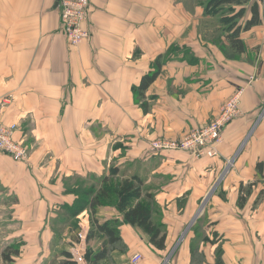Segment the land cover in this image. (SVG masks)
I'll use <instances>...</instances> for the list:
<instances>
[{"label": "crops", "instance_id": "crops-1", "mask_svg": "<svg viewBox=\"0 0 264 264\" xmlns=\"http://www.w3.org/2000/svg\"><path fill=\"white\" fill-rule=\"evenodd\" d=\"M254 1L262 22L241 33L245 52L227 58L212 40L220 30L207 25V0H89L90 35L77 46L60 31L57 0H0V97L12 96L2 121L18 125L15 137L28 149L23 160L0 151V264H55L62 250L95 264L101 242L85 240L90 211L73 226L65 209L75 181L95 183L111 166L140 177L167 230L157 250L115 206H98L95 218L113 221L125 245L112 252L116 264H131L135 253L138 264H264V196L255 204L264 181L242 209L236 204L239 184L256 180L264 161V0H248L242 20ZM158 55L167 59L143 112L134 88ZM237 92L241 114L224 127L217 156L151 151L155 138L179 139L207 124ZM217 181L222 192L206 208L220 239L200 241L193 255V237L183 232ZM12 243L19 255L5 262L1 252Z\"/></svg>", "mask_w": 264, "mask_h": 264}, {"label": "trees", "instance_id": "trees-1", "mask_svg": "<svg viewBox=\"0 0 264 264\" xmlns=\"http://www.w3.org/2000/svg\"><path fill=\"white\" fill-rule=\"evenodd\" d=\"M248 0H207L205 3V13L212 15L211 22L207 23L210 27L218 26L220 32L212 39L227 58L239 56L246 50L245 43L241 39V33L250 30L253 26L259 25L260 18L259 5L254 1L250 5V16L243 21L245 13V4ZM228 5V12L223 13L222 6ZM235 7H238L235 9ZM221 11V12H220ZM262 13L264 17V2L262 3ZM167 58L158 55L151 64V70L144 74L139 85L134 88L135 96L139 98L143 112L148 110L145 100V92L149 86L156 80L161 72L162 64ZM118 169L110 167L109 173L104 175L97 182L85 183L75 181L73 187L69 190L76 194L74 203L66 207V216L71 218L73 226L76 215L87 208L90 211L91 224L85 236V240L100 239L98 249L93 253L95 264H116L112 260V252L117 250L122 252L125 245L118 234L113 221L99 223L95 218L96 208L98 206L113 205L122 214L124 223L138 227L148 237V242L157 250H164L166 247L167 230L161 221V209L156 204L153 193L147 192L143 187V181L137 175L128 177H119ZM257 179L238 187L237 207L242 209L253 188L260 180L264 181V161H258L255 164ZM264 196V185L259 190L255 204ZM193 255L196 253L194 246L191 245ZM20 245L16 243L9 244L3 248L1 257L5 262H11L14 256L19 255ZM220 254V249L218 254ZM62 261L55 264H77L73 260L69 251L62 250Z\"/></svg>", "mask_w": 264, "mask_h": 264}, {"label": "built area", "instance_id": "built-area-1", "mask_svg": "<svg viewBox=\"0 0 264 264\" xmlns=\"http://www.w3.org/2000/svg\"><path fill=\"white\" fill-rule=\"evenodd\" d=\"M58 9L60 31L68 44L77 46L87 40L90 35L86 28L89 0H58ZM11 100V95L0 97V151L16 160H23L28 149L21 138L15 137L18 125L2 121L4 108ZM240 114V93L237 92L222 103L217 116L207 124L191 129L179 139L155 138L150 149L153 152L185 151L195 157H215L224 127ZM140 259L141 256L135 253L130 259L131 264L138 263Z\"/></svg>", "mask_w": 264, "mask_h": 264}, {"label": "rangeland", "instance_id": "rangeland-1", "mask_svg": "<svg viewBox=\"0 0 264 264\" xmlns=\"http://www.w3.org/2000/svg\"><path fill=\"white\" fill-rule=\"evenodd\" d=\"M238 7H235V9H237ZM228 5H224L222 6V10L223 13H227L228 12ZM220 11V12H221ZM229 167H232L230 165H228ZM228 166L224 169V171L222 172L221 176L219 177V179L223 176V174L225 173L226 169L228 168ZM122 171V170H121ZM118 171V176L115 179H119V177L122 176V172ZM126 176H129V174L126 173ZM221 188V183L217 185V187L212 188L209 193L207 194V198L205 199V201L203 202V204L200 206V208L203 206V210L201 211V213L197 216L196 220L193 221V223L191 224V226L189 227V229L185 232H183V235H188L189 237H193L192 240V245H198V243L202 240L206 241L207 238H211L212 242H218V240L220 239V236L217 232L212 231L208 226V209L206 208L211 197L213 195H216L217 193L220 194L222 191L220 190ZM221 198L223 200H225V196L223 194L220 195ZM207 202V203H206ZM206 203V204H205ZM200 210V209H199ZM195 217V216H194ZM172 246H168L167 249L162 253V257L165 259H170L171 256H168L170 254V252L172 251ZM220 249L219 244L217 246V250L216 253L218 254V250ZM169 257V258H168ZM138 264V263H136Z\"/></svg>", "mask_w": 264, "mask_h": 264}, {"label": "water", "instance_id": "water-1", "mask_svg": "<svg viewBox=\"0 0 264 264\" xmlns=\"http://www.w3.org/2000/svg\"><path fill=\"white\" fill-rule=\"evenodd\" d=\"M57 2H58V0H57ZM218 182L219 181H217L216 183H215V186L213 187V188H215L216 187V185L218 184ZM202 208H203V206L200 208V210L197 212V214L195 215V217L193 218V220L191 221V223L188 225V227H187V229L185 230V232L189 229V227L191 226V224L193 223V221L196 219V217L200 214V212H201V210H202ZM173 252V249H172V251L170 252V254ZM170 254L168 255V256H170ZM167 261V259H165V262Z\"/></svg>", "mask_w": 264, "mask_h": 264}]
</instances>
